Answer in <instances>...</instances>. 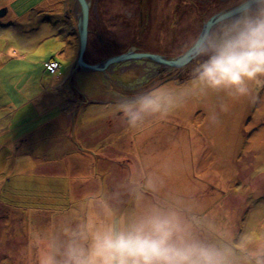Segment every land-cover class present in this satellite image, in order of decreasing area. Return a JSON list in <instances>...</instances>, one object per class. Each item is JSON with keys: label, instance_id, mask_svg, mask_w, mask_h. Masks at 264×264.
I'll return each instance as SVG.
<instances>
[{"label": "rangeland", "instance_id": "1", "mask_svg": "<svg viewBox=\"0 0 264 264\" xmlns=\"http://www.w3.org/2000/svg\"><path fill=\"white\" fill-rule=\"evenodd\" d=\"M86 1L87 64L120 51L110 40L105 49L107 42L101 44L98 34L114 38L117 47L136 45L141 53L168 59L206 14L225 3ZM206 1L211 7L202 6ZM1 10L0 264H32V234L79 220L88 198L105 199L119 216L179 201L187 215L201 219L202 238L233 243L247 235L264 239V89L257 90L256 103L229 99L226 113L217 108L222 94L193 96L168 115L146 120V129L135 137L129 133L136 128L125 123L121 135L115 136L119 129L112 128L107 132L111 136L102 137L114 104L87 105L77 115L72 136L70 111L77 96L67 78L78 53V5L74 0H0ZM50 60L61 64L56 75L44 68ZM141 71L116 78L130 84L131 78L147 80ZM173 72L164 86L177 91L190 86L186 74ZM76 79L89 99L107 95L100 72L79 71ZM58 91L67 98L64 110L58 102L53 106L52 95H57L52 92ZM112 97L116 103L119 97ZM214 109L216 123L210 121ZM140 139L142 146L136 148ZM76 141L91 155L81 152ZM149 180L156 184L155 192L144 187ZM137 191L142 201H137Z\"/></svg>", "mask_w": 264, "mask_h": 264}, {"label": "clouds", "instance_id": "2", "mask_svg": "<svg viewBox=\"0 0 264 264\" xmlns=\"http://www.w3.org/2000/svg\"><path fill=\"white\" fill-rule=\"evenodd\" d=\"M168 59V68L186 74L190 86H160L118 99L111 107L129 128L166 116L193 96L222 94L219 113L229 110V99L258 102L257 90L264 89V0H225ZM219 113L213 110L212 123ZM144 187L157 190L151 180ZM136 199L142 201V192ZM83 207L79 220L32 234V264H264V239L202 238L201 219L187 215L179 201L149 204L130 216L117 215L103 198H88Z\"/></svg>", "mask_w": 264, "mask_h": 264}, {"label": "bare ground", "instance_id": "3", "mask_svg": "<svg viewBox=\"0 0 264 264\" xmlns=\"http://www.w3.org/2000/svg\"><path fill=\"white\" fill-rule=\"evenodd\" d=\"M147 4L149 5L150 3H149V0H148V2H147ZM211 4L212 3H210V2H208V1H206V2H204V3H202V6H205V7H211ZM88 37V36H87ZM113 42H114V44H115V47L116 48H119L120 49V51L119 52H117V53H115V54H113V55H109V54H107L106 56H105V58L103 59V58H101V60L103 61V60H105V59H108V58H110V57H113V56H118V55H121V54H123V53H125V52H122V50H123V48L121 47H117V43H116V41H115V39H113ZM119 45V44H118ZM120 46V45H119ZM122 46V45H121ZM122 52V53H121ZM127 52V51H126ZM85 56V55H84ZM133 60V59H132ZM134 60H136V61H140V60H145V59H134ZM128 61H131L130 59L128 60ZM125 62H127V61H125ZM125 62H121V63H117V64H115V65H113V66H111V67H109L106 71H105V73H101V74H103V76H104V78H105V83L107 84V86H108V90L106 91V93H107V95L105 96V98H102V97H100V98H98V99H89V97L85 94V92H82L81 90H80V88H79V90H80V93L81 94H83V95H85V98L87 99H85L84 101L82 100L81 101V103L79 104V99L77 98L76 100L77 101H75V106H74V108L70 111V113H71V115H72V113H73V111H75L76 110V107L77 106H79V108H78V110H76V116H75V121H74V128H73V136H75V131H74V129H76V124H77V121H78V118H77V115H79L78 113L83 109V108H85V106H87V105H92V104H101V101L103 100V105L104 106H106V107H109L111 104H113V102H114V100H111V98H113L112 96H117V97H119V98H115V99H120V98H122V97H125V96H123L122 94H120L119 93V91H118V89H116L117 87H115V85H114V83H115V78L117 77H113L112 75H110V69L111 68H113L114 66H116V65H119V64H123V63H125ZM91 64H95V63H91ZM161 65V64H160ZM61 66V64L60 63H57L56 61H54V60H50V61H48V62H46L45 63V70H46V72L47 73H49V74H51V75H56L57 74V68L58 67H60ZM161 66H163V65H161ZM165 67V66H164ZM168 68V67H167ZM169 69V68H168ZM120 76H126V73H123L122 75H120ZM120 76H118V77H120ZM54 77V76H53ZM61 77V76H60ZM77 75L75 76V80H76V83H77ZM54 79L55 78H53V81H54ZM56 83V82H55ZM54 83V84H55ZM67 83H68V80H67ZM112 85H113V87H112ZM77 86H78V84H77ZM117 90V91H116ZM55 96L57 95V97H53V95H52V98L54 99L55 98V100H52L53 101V106H54V104H56L57 102H58V105H57V107L60 109V110H64V108H68L67 107V98H66V96H65V92H63V91H58V92H52ZM109 93L110 94H112L110 97H109ZM119 93V94H118ZM121 96V97H120ZM51 109V108H50ZM48 110H49V108H48ZM45 111V110H44ZM106 119V125H108V126H106V125H102V127H103V132H101L100 134L101 135H103L102 137H107V135L108 136H111L112 134H110V133H107V132H111L110 130H112V128H116V129H119L118 130V133H115V136H119V135H121V133H124L125 132V127L123 126V124H124V122L120 119V116L117 114H115V112L113 111V113L112 114H109L108 115V117H106L105 118ZM153 122H155V120H153ZM144 129H146L145 128V126H144V124L141 126V127H138V128H136L134 131H132L131 133H129V134H133V136L135 137V136H137L139 133H141L142 134V131L144 130ZM97 131V130H96ZM71 132V135H72V130L70 131ZM100 134H98V135H100ZM105 134H107V135H105ZM151 137H153L152 135H150L149 137H148V135H147V138L148 139H151ZM155 137V136H154ZM112 138V137H111ZM137 140V139H136ZM144 141H146V140H144ZM156 141H159V142H161L159 139H157ZM136 142V148H138L139 146L141 147L142 146V139H140V141L138 140V141H135ZM76 144H77V147H78V149L81 151V152H83V153H85V154H87V152H88V154L89 155H91V152L90 151H88V150H86V152H85V149H83L82 148V146H81V143H79V141H76ZM140 168V167H139ZM123 170V169H122ZM141 170V169H140ZM145 172V171H144ZM146 173V172H145Z\"/></svg>", "mask_w": 264, "mask_h": 264}, {"label": "water", "instance_id": "4", "mask_svg": "<svg viewBox=\"0 0 264 264\" xmlns=\"http://www.w3.org/2000/svg\"><path fill=\"white\" fill-rule=\"evenodd\" d=\"M74 1L79 7V12L76 16V21H77L76 28H77V33H78V53H77L76 60L73 64V67L70 70L67 80H68L69 87L74 91L77 98L80 100L79 104L81 103L82 100L83 101L85 100V95L80 93V90L75 80V76L77 75L79 71L105 73V71L109 67L117 63L128 61L129 59L130 60L145 59V60H149V61H152V62L168 67L169 59H165L161 56H157L153 54L136 53L131 49H129L127 52L121 55L110 57L99 63L87 64L84 60V55H85L86 46H87L89 3L86 0H74ZM4 12L5 11L1 10L0 16L4 15ZM78 107L79 106L76 107V110H78ZM76 110L73 111L71 115L72 136H73V128H74Z\"/></svg>", "mask_w": 264, "mask_h": 264}, {"label": "flooded vegetation", "instance_id": "5", "mask_svg": "<svg viewBox=\"0 0 264 264\" xmlns=\"http://www.w3.org/2000/svg\"><path fill=\"white\" fill-rule=\"evenodd\" d=\"M145 8L147 9V6H145ZM99 32H102V31H99ZM96 37L101 42V44L107 42V44L105 43L106 46L105 45L103 46L105 47V49L111 46L108 43L109 40L113 41L114 39V38L110 39L106 35L104 36L102 34L100 35L98 34V36ZM112 46L113 47L115 46L114 42H112ZM121 47L123 48L122 52H126L128 49H132L136 53L143 52L141 48L136 45L133 47H130V45H127L126 43H122V46H120V48ZM134 69H135V72H137V69H141L142 70L141 75L144 76V74L146 75L148 74V78L147 80H142V79L136 80V78L128 79V81H131V84L130 82H127V80L119 81V79L115 78L114 85L115 87H117L116 89H118L119 93L122 94L123 96H132L137 93L144 92L146 90H150L155 87L164 86L167 83V79H172L174 75L173 70L168 69L164 66L153 63L149 60L136 61L134 59L131 61H127L123 64L114 66L113 68L110 69V75H112L113 77H116V76L122 75L123 73H127L128 71L134 72ZM113 104H115V101L113 102ZM101 105H103V100L101 101ZM115 114L117 115L118 113L115 112Z\"/></svg>", "mask_w": 264, "mask_h": 264}]
</instances>
